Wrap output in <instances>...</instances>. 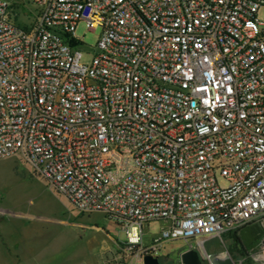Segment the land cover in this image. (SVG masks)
<instances>
[{"label":"built area","instance_id":"built-area-1","mask_svg":"<svg viewBox=\"0 0 264 264\" xmlns=\"http://www.w3.org/2000/svg\"><path fill=\"white\" fill-rule=\"evenodd\" d=\"M12 156L123 233L119 259L183 240L209 264L207 240L264 228V0H0ZM239 264H264V235Z\"/></svg>","mask_w":264,"mask_h":264},{"label":"rangeland","instance_id":"rangeland-1","mask_svg":"<svg viewBox=\"0 0 264 264\" xmlns=\"http://www.w3.org/2000/svg\"><path fill=\"white\" fill-rule=\"evenodd\" d=\"M24 15L19 19L22 25L36 20L33 12ZM75 34L86 46L94 47L100 30L90 31L84 23H79ZM86 50L84 47L83 51ZM83 56L84 61L90 57L89 54ZM218 182L225 185L220 178ZM101 217L100 214L78 213L64 197L48 190L43 179L19 157L0 160V239L3 240L2 221L18 219L12 224L8 240L15 241L19 264H130L128 259L110 257L105 251L110 241L101 232L104 226ZM159 227L158 223L145 227L147 241L159 232ZM263 235L264 228L254 225L245 229L239 240L229 234L221 239H209L205 249L212 252L223 245L235 264H239L245 250L255 248ZM112 237L118 244L124 241L121 232L113 233ZM187 249L186 242L176 240L165 245L156 256L160 264H180V254ZM3 252L0 248V255H5Z\"/></svg>","mask_w":264,"mask_h":264},{"label":"crops","instance_id":"crops-1","mask_svg":"<svg viewBox=\"0 0 264 264\" xmlns=\"http://www.w3.org/2000/svg\"><path fill=\"white\" fill-rule=\"evenodd\" d=\"M101 218H102V222L104 225L103 228L101 229V232L104 233L105 236L110 241V244H108L104 249L110 257L114 256L116 258H119L118 257L119 256L118 254L119 244L112 237L113 233L119 234V232L117 231V229L112 223L108 222L103 216ZM17 220L18 219L11 218L8 221H5V222L2 221V223L4 224L1 229V232L3 233V240L0 239V248L1 250H4L3 254L5 255H0V264H19L21 261L18 256L19 251L15 249V241L11 242L10 240H8V235L12 231V227H13L12 224L14 221H17ZM90 228L91 229L95 228L96 230H99V228L96 226H90ZM130 264H141V262L134 261V262H131Z\"/></svg>","mask_w":264,"mask_h":264},{"label":"water","instance_id":"water-1","mask_svg":"<svg viewBox=\"0 0 264 264\" xmlns=\"http://www.w3.org/2000/svg\"><path fill=\"white\" fill-rule=\"evenodd\" d=\"M209 264H235L227 249L223 245L217 246L212 252L205 251ZM181 264H202L195 250H185L180 254ZM142 264H160L157 256L146 255L141 260Z\"/></svg>","mask_w":264,"mask_h":264},{"label":"trees","instance_id":"trees-1","mask_svg":"<svg viewBox=\"0 0 264 264\" xmlns=\"http://www.w3.org/2000/svg\"><path fill=\"white\" fill-rule=\"evenodd\" d=\"M248 229V228H247ZM242 234V233H241ZM236 240H239L237 236H233ZM239 244V243H238Z\"/></svg>","mask_w":264,"mask_h":264},{"label":"flooded vegetation","instance_id":"flooded-vegetation-1","mask_svg":"<svg viewBox=\"0 0 264 264\" xmlns=\"http://www.w3.org/2000/svg\"><path fill=\"white\" fill-rule=\"evenodd\" d=\"M202 264H205L204 262H202Z\"/></svg>","mask_w":264,"mask_h":264}]
</instances>
